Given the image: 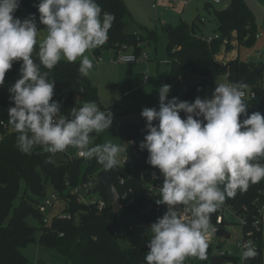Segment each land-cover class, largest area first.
I'll list each match as a JSON object with an SVG mask.
<instances>
[{
    "label": "clouds",
    "instance_id": "9594fccd",
    "mask_svg": "<svg viewBox=\"0 0 264 264\" xmlns=\"http://www.w3.org/2000/svg\"><path fill=\"white\" fill-rule=\"evenodd\" d=\"M19 6L20 0H0V87L13 62H22L20 78L8 89L14 105L8 109V124L17 133L18 150L30 155L36 148L51 154L71 148L85 159H95L105 170L115 168L125 149L111 141L93 145L92 135L110 128L112 113L86 101L65 115L53 100L55 80L49 79L62 59L79 60L78 72L87 77L94 66L91 50L107 42L115 16L102 13L97 0H40L39 23L46 34L39 42L37 63L32 57L41 30L33 15L23 21L14 18ZM170 88H159V110L141 111L147 134L139 148L147 150L146 162L162 177L156 203L167 206L165 214L150 225L146 264H184L189 257L206 260L209 238L217 231L211 214L226 199L264 179L260 162L264 115L247 114V84L220 83L210 98L197 97L192 103L167 100ZM79 92L83 94L84 88ZM181 112L186 118L180 117ZM181 206L190 208L191 219ZM257 255L251 241L242 245V260Z\"/></svg>",
    "mask_w": 264,
    "mask_h": 264
},
{
    "label": "trees",
    "instance_id": "16d2710c",
    "mask_svg": "<svg viewBox=\"0 0 264 264\" xmlns=\"http://www.w3.org/2000/svg\"><path fill=\"white\" fill-rule=\"evenodd\" d=\"M229 5L222 10H214L217 22L216 37L210 40L197 34L193 26L180 21L176 26L164 25L162 31L167 37L166 55L169 69L165 75L163 85H170L167 100L176 98L189 103L205 94V87L212 89L216 77L229 74L228 83L243 82L248 86L257 84L262 73L257 71L255 64L238 59L227 63H220L215 56L224 42L231 40L233 32L237 34L240 45L252 47L255 43V23L250 10L242 0H229ZM103 12L111 13L115 20L108 32V43L100 51L112 50L115 56L122 45L133 48L138 55L142 51L143 43L150 36L143 37L140 31H131L133 20L123 0H97ZM28 10L37 12L38 8ZM211 5H207V9ZM134 24V23H133ZM140 35V36H139ZM155 38V34H152ZM38 45L33 52V60L39 63L36 55ZM21 61L13 62L12 68L5 74V83L0 87V123L11 128L7 133L0 125V264H28L20 249L34 240L35 229L30 227L26 220L33 216L43 224L42 215L38 206L45 197V183L48 182L52 191L59 195L63 203L60 213L70 214L73 219L61 220L54 217L50 227H39V246L49 247L56 251L57 258L62 264H146L147 246L124 244L117 237L116 215L110 206L101 214H97L91 207L77 204L75 197L67 193L68 186L73 187L86 182L100 170H105L95 159H80L73 155L63 158H54L61 153L51 154L42 148H36L32 154L21 153L16 146L17 133L8 124V109L13 107L8 89L20 78ZM78 61L69 63L61 60L49 73V79L55 80L53 100L61 105V112L68 115L72 107L79 108L83 102L94 101L101 110L102 105L97 87L88 77H82L79 72ZM41 71H48L41 67ZM196 74L204 77V81L180 90L181 80ZM83 87L84 93L79 89ZM256 98L245 101L248 105L247 114L260 112L264 115V91H256ZM210 97V94H206ZM166 100V102H167ZM159 110V101L157 105ZM180 117L186 118L181 112ZM246 117H241L244 119ZM202 120V119H201ZM158 122L154 121L155 126ZM119 131L126 139L137 141L135 152L137 158L133 162L135 170H142L148 174L159 171L151 167L146 161L147 150L139 148L146 132V121L139 125L130 122H121ZM3 129V131H2ZM260 161H264L261 159ZM115 181L119 192L133 188L135 196L141 201L143 188L137 178L122 170L119 165L107 170ZM127 179L125 186L119 184L118 179ZM24 182V193L17 206L14 202L19 196L21 185ZM229 204L237 216L246 220L242 227L241 242L251 241L258 252L255 259L243 260V264H264L263 260V226L262 215L259 212L264 207V179L250 185L244 193L237 192L235 198H228L224 202ZM129 215L139 217L140 206L123 210ZM217 211L211 214V223L215 224ZM77 218V222H75ZM140 220L141 217H139ZM257 224V228L254 226ZM60 234H63L60 237ZM55 258V259H57ZM186 264V260L184 261Z\"/></svg>",
    "mask_w": 264,
    "mask_h": 264
},
{
    "label": "rangeland",
    "instance_id": "374dc122",
    "mask_svg": "<svg viewBox=\"0 0 264 264\" xmlns=\"http://www.w3.org/2000/svg\"><path fill=\"white\" fill-rule=\"evenodd\" d=\"M207 1L178 0L176 5L172 3V0H132L134 5L126 1L125 4L134 23L132 25L137 24L146 29L150 28L156 31V37L143 43L141 52L150 54V61L143 62V64L118 63L112 60V54L110 52L100 51L102 62L97 69H92L87 77L97 87L100 101L104 106L103 110L111 112L113 120L108 130L99 135L92 134L94 137L93 145L103 144L109 141L122 145L123 139L120 135L119 124L121 122L139 124L144 120L141 117V111L144 108H155L157 110L159 101L158 90L163 85L165 75L169 69L166 55L167 37L161 29V24L165 22L168 25L175 26L179 24V20L181 19L189 26H193L197 34L206 39L208 32L213 31L216 27L213 10L225 8L229 3V0H221L220 5L206 9L205 3ZM242 1L253 15L257 32L258 29L264 30V0ZM39 2L40 0H28L27 4L30 7L37 8ZM152 4H155L154 6L156 8L152 9ZM24 13L28 16L33 15L36 18L37 30H41L37 37V45L39 46V42L46 34L43 29L44 26L39 23V13L38 11H29L28 7H25ZM138 31L136 28L135 32ZM140 35L146 37L147 33L141 30ZM233 40L234 38L232 37L227 47H225L227 52L232 49ZM262 40L263 37L259 36L256 44ZM256 44L249 48L241 47L239 57L242 60L246 59L247 56L257 59V55H254L253 52L258 45ZM133 52L134 50L132 48H129L127 51V53ZM95 54L91 50L90 58H93ZM77 61L79 62V60ZM144 75L148 78L146 84L142 83ZM203 81L204 77L193 74L187 79L181 80L179 87L181 90L182 87H189ZM220 83H227L225 76L216 77L214 89ZM214 89L206 86L205 94L201 97H208L206 94H210L211 96ZM4 129H6L5 131L7 133L13 132L11 128L7 129L4 127ZM74 152L75 149L69 148V155H73ZM63 156L62 153L59 154V156L54 158V161L59 157L63 158ZM44 183L45 194L46 196H50L52 193L51 186L48 182ZM20 185V193L14 202V206L18 205L24 193V182L21 181ZM40 204H42V201ZM62 208H64L63 203L56 201L52 209H47L46 213L42 215L43 221L47 219L45 224H40L38 219L33 216L27 218V224L35 229L34 240L20 249L23 256L27 259L28 264H62L59 262L55 250L49 247L39 246L38 242L40 235L39 227H50L52 225L51 219L57 214H60ZM225 219L227 224L219 226V233L212 235V242L209 243L207 249L208 259L200 260L196 257H189L186 259V264H210L211 258L219 257L220 253L226 254V257L223 259V264H243L241 258L242 247L239 245L242 239V227L237 217L230 213L225 214ZM116 226L117 230H114V233L117 234V237H120V240L124 244L145 248L151 238L149 225L139 218L125 213L123 210H119L116 215ZM262 226L264 229V208L262 209ZM227 236L229 238H226Z\"/></svg>",
    "mask_w": 264,
    "mask_h": 264
},
{
    "label": "built area",
    "instance_id": "2783aa9c",
    "mask_svg": "<svg viewBox=\"0 0 264 264\" xmlns=\"http://www.w3.org/2000/svg\"><path fill=\"white\" fill-rule=\"evenodd\" d=\"M221 0H211V2L215 5L219 4ZM28 0H20V6L18 10L14 13V18H19L21 21L26 19L28 15L24 13L26 3ZM178 0H172V3L176 5ZM216 37V36H215ZM212 37L207 38V40H210ZM107 42L104 44L106 45ZM103 46H100L96 49H93L94 53L96 50H101ZM132 48L128 45H122L118 51V53L115 56H112V60L118 63L122 64H137L142 63L148 60V54L140 52V54H136L135 51L133 53H127L128 49ZM133 49V48H132ZM108 52L112 53V50H108ZM133 56L135 59L133 62H128L127 57ZM257 56L262 59V54L260 52L257 53ZM102 62V58L100 53H96L94 55L93 60V69H97L99 65ZM227 78H229V74H226ZM144 83L148 81V78L145 76L143 79ZM184 89V88H183ZM264 91V72H262L261 78L257 82V84H254L253 86H248L245 96V101H251L256 98V91ZM201 119H203L201 117ZM2 127H6L3 122L0 123ZM121 134V133H120ZM123 139V143L121 147L125 149L123 153H121V160L119 163V167L124 170L127 174L128 172L131 173L132 176L137 178L140 182V185L143 188V193L141 197V201L139 202L138 198L134 194L133 188L124 189L120 193V210H128L131 207H138L140 206L139 211V217H141L142 221L147 223L150 227L151 224L155 223L159 218H161L166 210L167 206L163 204H157L156 200L160 199V192L159 189L162 184V177L159 175V171L152 172L151 174H148L142 170H135L133 166L134 160L137 158L135 148L137 147V141L133 139H126L123 135H121ZM1 138V137H0ZM69 149H67L65 152H62L65 156H70L68 153ZM74 156L80 159H83V157L79 156L77 154V150L74 152ZM127 156L126 161L124 162V158ZM261 163H264V161H260ZM101 171V170H100ZM98 171L93 175V177L89 178L88 181L82 182L76 186H69L68 183H66V186H68L67 193L73 197H75L77 204H82L87 207H91L97 214H101L103 211L106 210L108 207V203L106 199L97 191L95 187V180L97 174L100 172ZM107 171V170H106ZM155 173V176L153 175ZM127 179L124 177H120L118 179V182L120 185L125 186ZM59 200V195L52 191L50 196H46L42 200V204L38 206V211L41 215L46 213L47 209L50 210L53 208L54 203ZM186 208L187 210L184 211V215L187 216L189 219H191V210L190 208H187V206H181ZM264 208V207H263ZM262 208V209H263ZM262 209L259 210V212L262 215ZM230 213L233 216L237 217L239 224L244 225L246 223V220L243 216H237L236 212L233 210V208L229 205L224 203L220 206V208L217 210L216 214V220L215 224L213 225L216 227L217 231L215 234L219 233V226H222L226 223L225 214ZM58 219L61 220H71L73 217L70 214H57L56 216ZM53 217V218H54ZM138 217V218H139ZM51 219V221L53 220ZM140 219V218H139ZM77 222V218L74 220ZM47 222V219L43 221L45 224ZM258 223H255L254 226L257 228ZM214 234V235H215ZM63 234H60V237H62ZM212 236L209 238V243L212 242ZM248 242V241H247ZM247 242H240L239 245L242 247L243 244ZM226 257L225 253H220L219 258L224 259Z\"/></svg>",
    "mask_w": 264,
    "mask_h": 264
},
{
    "label": "crops",
    "instance_id": "0c3cea01",
    "mask_svg": "<svg viewBox=\"0 0 264 264\" xmlns=\"http://www.w3.org/2000/svg\"><path fill=\"white\" fill-rule=\"evenodd\" d=\"M126 1H129V3L130 4H132V5H134L133 4V2H132V0H123V2H124V4L126 3ZM230 2V1H229ZM178 3V2H177ZM220 3H221V1H220ZM220 3L219 4H217V5H220ZM211 5L210 7H213V6H217V5H215V4H213L212 2H211V0H208L206 3H205V8L207 9V5ZM155 4H152V6H151V8L152 9H154V8H156L155 6H154ZM228 5H229V3H228ZM227 5V6H228ZM125 6H126V4H125ZM226 6V7H227ZM209 7V8H210ZM225 7V8H226ZM126 8H127V6H126ZM222 9H224V8H222ZM222 9H220V10H222ZM127 10H128V8H127ZM215 10V9H214ZM213 10V11H214ZM128 12H129V10H128ZM130 13V12H129ZM214 15V14H213ZM131 16V15H130ZM253 16V15H252ZM214 19H215V17H214ZM254 20V19H253ZM180 21H183V20H179V22ZM185 22V21H184ZM215 22H216V20H215ZM186 23V22H185ZM254 23H255V21H254ZM164 25H168L167 23H165V22H163L162 24H161V26H164ZM136 26L137 27H141V30L142 31H144V32H146L147 33V36L149 35L150 36V38H149V40H151V39H154V37L152 36V34H155V37H156V31H154V30H152V29H146L145 27H143V26H140V25H137L136 24ZM135 25L133 26L132 25V27H131V31H134L135 32V30H136V27ZM176 26V25H175ZM260 27V26H259ZM139 30V29H138ZM216 30H217V22H216V27H215V29L213 30V31H211V32H208V34L206 35L207 36V38H209V37H215V36H217V34H216ZM255 30H256V23H255ZM140 31V30H139ZM137 33V32H136ZM144 36V35H143ZM146 36V37H147ZM263 37V40L261 41V42H259V43H257L256 44V42H257V38L258 37ZM234 38V42L232 43V49L229 51V52H227L226 51V49H225V47H227V45H228V42H224L222 45H221V47H220V49H219V51H218V53L216 54V56H215V58H216V60L218 61V62H220V63H227V62H230V61H234V60H236V59H238V60H240V61H244V62H251V63H253V64H255L256 65V67H258V66H264V30H259L258 29V32H257V30H256V36H255V43L254 44H256L257 45V47L253 50V52H254V55H257V53L258 52H260L261 54H262V59H260L258 56H257V59L255 58V59H253V57H251V56H247L246 57V59H244V60H242L240 57H239V52H240V49H241V47H247V46H243V45H240L238 42H237V34L235 33V32H233V34L231 35V38ZM206 38V39H207ZM249 48V47H248ZM256 53V54H255ZM251 55V54H250ZM255 57V56H254ZM148 61H150V54H148V60H146L145 62H148ZM137 64H143V62L142 63H137ZM142 69V68H141ZM152 72V71H151ZM146 75H144V77H145ZM221 76H225L226 77V80H227V83H228V78H227V76L226 75H221ZM144 79V78H143ZM142 83L143 84H146V83H144V81H142ZM214 86H215V81H214V85H213V87H212V89H214ZM183 88H185V87H183ZM127 93V92H126ZM211 97V96H210ZM210 97H206V98H210ZM202 99H205V98H202ZM142 123V122H141ZM141 123H139V124H141ZM133 124H136V123H133ZM139 124H137V125H139ZM120 127V126H119ZM121 135V134H120ZM226 238H229V236H227ZM207 259H208V256H207ZM224 263V262H223ZM222 263V264H223Z\"/></svg>",
    "mask_w": 264,
    "mask_h": 264
},
{
    "label": "water",
    "instance_id": "95a60500",
    "mask_svg": "<svg viewBox=\"0 0 264 264\" xmlns=\"http://www.w3.org/2000/svg\"><path fill=\"white\" fill-rule=\"evenodd\" d=\"M257 71L259 73L264 72V66H258ZM95 187L97 191L106 199L108 205L110 206L112 213L117 215L120 210V192L115 181L112 179L108 171L101 170L95 180ZM263 251H264V232H263ZM208 256V255H207ZM210 264H222L223 259L219 257L211 258Z\"/></svg>",
    "mask_w": 264,
    "mask_h": 264
}]
</instances>
